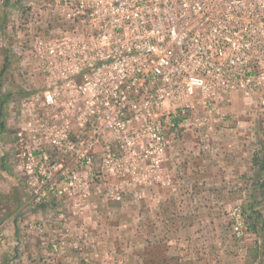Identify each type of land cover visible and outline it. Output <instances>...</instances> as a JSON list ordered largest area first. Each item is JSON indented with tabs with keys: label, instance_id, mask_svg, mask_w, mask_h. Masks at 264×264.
I'll return each mask as SVG.
<instances>
[{
	"label": "built area",
	"instance_id": "1",
	"mask_svg": "<svg viewBox=\"0 0 264 264\" xmlns=\"http://www.w3.org/2000/svg\"><path fill=\"white\" fill-rule=\"evenodd\" d=\"M56 2L63 31L30 44L43 87L18 132L31 207L100 173V159L118 171L131 151L162 159L187 126L224 127L235 94L264 105V0ZM229 215L244 245L246 214Z\"/></svg>",
	"mask_w": 264,
	"mask_h": 264
},
{
	"label": "rangeland",
	"instance_id": "2",
	"mask_svg": "<svg viewBox=\"0 0 264 264\" xmlns=\"http://www.w3.org/2000/svg\"><path fill=\"white\" fill-rule=\"evenodd\" d=\"M62 26L56 0H0V70L4 59H8L1 79L4 93L1 96L9 110L19 113L23 101L36 91L32 90L37 80L35 75L31 76L32 82L29 80L31 72L35 71L30 44L37 39H60ZM28 86L31 88L27 89ZM236 98L241 102L244 100L249 108H256L255 101L235 94L231 98V119L236 115L232 110ZM257 113L264 114L263 111ZM198 115L204 117L201 112ZM222 128L199 130L187 126L179 130L181 140L171 144L162 159L137 157L131 151L128 157L119 160L121 168L118 171L101 172L102 161L98 160L96 171L100 173L81 175L75 187H59L61 194L51 198L56 203L69 201L66 205L69 213L61 207L45 211L47 208L42 207L51 200L36 207L38 213V209H44L39 214L45 213L37 225L40 236L43 234L45 238L40 245L43 250L19 264H207L208 218L211 219L212 210L208 202L217 179L208 176V169L201 175L179 171V177H176L172 169L164 168V163L168 153H180L178 147H186V141L199 142L200 155L204 156L208 152L204 143H208L211 135L222 132ZM98 151L101 153L100 149ZM204 158L200 157L199 162ZM180 162L184 164L185 161ZM235 185L236 182L228 184L227 198L224 197L227 220L223 226H226L228 242L235 252H242L244 259L247 236L256 231L250 226L261 227L263 235L264 228L252 217L253 211L236 201ZM94 192L96 195L93 196ZM235 207H242L247 217L244 245H239L232 230L229 213ZM160 210L164 213L167 210L163 224L156 222L158 213L162 214ZM52 214L58 215L60 223L54 226L49 237L46 215ZM68 215L77 217L78 222H67ZM4 226L6 228V224ZM4 244L5 239L0 249V261Z\"/></svg>",
	"mask_w": 264,
	"mask_h": 264
},
{
	"label": "crops",
	"instance_id": "3",
	"mask_svg": "<svg viewBox=\"0 0 264 264\" xmlns=\"http://www.w3.org/2000/svg\"><path fill=\"white\" fill-rule=\"evenodd\" d=\"M7 60V58L4 59L5 62L0 70V221L6 224L4 251L0 264H19L21 260L25 261L35 252L43 250L40 245L41 240H45V238L43 234L40 236L39 231L41 232V230H38L37 225H40L39 222L45 213L39 214L40 210L47 208L45 209L47 211L61 207L68 212L66 205L70 202L59 201V205L51 200L41 209L37 208L39 213L35 211L36 208L30 207L31 194L25 184V172L20 156L22 148L18 139V132H21L25 126L24 119L20 113L21 109H18L19 113L9 110V106L5 105L1 96L4 94L1 79L7 68ZM34 70L33 73L31 72L29 80L32 82L31 76L35 75L34 78L37 80L32 90L37 91L43 87V82L38 69ZM259 104L256 102L254 106L256 108L259 106L260 109L249 108L244 104V100L241 102L236 98L232 108L233 114L236 115L226 123L222 132L219 131L218 135L214 134L208 137V143H204L208 146V152H205L204 156L200 155L199 150L202 149L199 142L186 141V147L179 146L180 153L177 151L168 153V159L164 163V168L167 171L172 169L176 177H179V171L188 175L196 173L201 175L208 169V176L217 179V184L215 183L210 190L212 196L208 202V207L212 210L209 215L211 219L208 218L207 264H264V235L260 231L261 227L254 226L256 231L248 234L247 256L243 259L242 252L239 253L238 250L235 252L233 246L228 242L226 226H223L227 220V208L223 204L224 199L227 198L228 184L236 182L234 186L236 201L241 203L245 209L256 213L252 217H255L258 225H262L264 228V114L257 113L258 111L264 112V105ZM200 157H205L200 160L201 163L199 162ZM180 161L185 162L181 164ZM178 183L181 181L178 180ZM223 193L225 194L223 195ZM94 195H96L95 192ZM92 199L94 198L92 197ZM160 211L162 214L158 213L156 222L160 221L163 224L162 220L165 218L164 214L167 210L165 213ZM68 216L67 222L70 224L78 222L76 221L77 217L75 219L71 215ZM46 217L50 237L54 226L60 221L56 214L46 215Z\"/></svg>",
	"mask_w": 264,
	"mask_h": 264
},
{
	"label": "trees",
	"instance_id": "4",
	"mask_svg": "<svg viewBox=\"0 0 264 264\" xmlns=\"http://www.w3.org/2000/svg\"><path fill=\"white\" fill-rule=\"evenodd\" d=\"M255 215H256V213H254ZM253 215V214H252ZM250 227H252V228H254V225H252V226H250Z\"/></svg>",
	"mask_w": 264,
	"mask_h": 264
}]
</instances>
